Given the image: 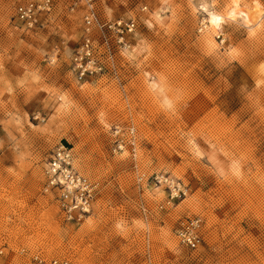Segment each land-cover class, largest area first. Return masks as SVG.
Returning a JSON list of instances; mask_svg holds the SVG:
<instances>
[{
	"label": "rangeland",
	"instance_id": "1",
	"mask_svg": "<svg viewBox=\"0 0 264 264\" xmlns=\"http://www.w3.org/2000/svg\"><path fill=\"white\" fill-rule=\"evenodd\" d=\"M23 1L0 0V264H264V0H93L134 27L125 46L104 31L112 63L100 48L83 80V3L50 0L26 30ZM58 143L96 184L78 221L42 191ZM193 216L190 249L175 231Z\"/></svg>",
	"mask_w": 264,
	"mask_h": 264
},
{
	"label": "built area",
	"instance_id": "2",
	"mask_svg": "<svg viewBox=\"0 0 264 264\" xmlns=\"http://www.w3.org/2000/svg\"><path fill=\"white\" fill-rule=\"evenodd\" d=\"M77 2H82L85 8L81 15V34L70 54L69 62L73 75L77 79L83 80L92 76H101L105 72L100 48H103L105 58L112 61V54L109 51L110 47L104 36V31H114L119 35L118 43L125 46V42L122 41V33L130 32L134 27V22L130 19L127 21H100L92 6L93 0H73L72 5H76ZM50 7V0H26L14 6L13 16L26 30H34L41 26ZM94 27L99 31L98 37H101L99 43L92 34ZM43 174L45 182L42 191L54 194L57 209L62 217L66 220L78 221L88 213L96 184L75 169L73 155L69 147L62 143L53 146L45 161ZM200 225V218L197 216L180 220L175 231L179 242L187 248H196L201 240ZM35 259H37L36 256ZM37 262L40 263L41 260L38 258ZM46 264L70 263L66 259L52 258Z\"/></svg>",
	"mask_w": 264,
	"mask_h": 264
},
{
	"label": "bare ground",
	"instance_id": "3",
	"mask_svg": "<svg viewBox=\"0 0 264 264\" xmlns=\"http://www.w3.org/2000/svg\"><path fill=\"white\" fill-rule=\"evenodd\" d=\"M233 8V10H235V12L233 13V14H231V13H228L229 14V16H233V15H235L236 16V14L239 12H241L243 15H245V18H246V22L248 23V24H252L253 25V21H252V17H251V15L252 14H250L249 12H246V11H243V10H239V8H237L238 7V4H237V2L235 1L234 3H233V6H232ZM238 9V10H237ZM231 10V9H230ZM254 24H256V23H254ZM259 75L260 76H262V75H264V66H261V67H259ZM121 147V146H120ZM73 166H74V164H73ZM75 167V166H74ZM76 169V168H75ZM77 170V169H76Z\"/></svg>",
	"mask_w": 264,
	"mask_h": 264
}]
</instances>
